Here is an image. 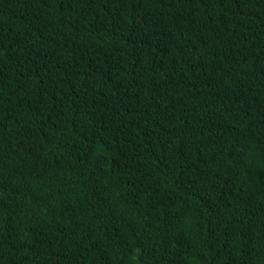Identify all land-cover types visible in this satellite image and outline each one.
<instances>
[{
  "label": "trees",
  "instance_id": "16d2710c",
  "mask_svg": "<svg viewBox=\"0 0 264 264\" xmlns=\"http://www.w3.org/2000/svg\"><path fill=\"white\" fill-rule=\"evenodd\" d=\"M0 264H264V0H0Z\"/></svg>",
  "mask_w": 264,
  "mask_h": 264
}]
</instances>
